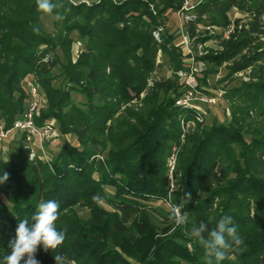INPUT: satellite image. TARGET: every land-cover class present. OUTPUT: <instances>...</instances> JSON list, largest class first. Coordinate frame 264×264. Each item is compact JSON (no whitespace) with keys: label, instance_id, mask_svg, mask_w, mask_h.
Segmentation results:
<instances>
[{"label":"trees","instance_id":"obj_1","mask_svg":"<svg viewBox=\"0 0 264 264\" xmlns=\"http://www.w3.org/2000/svg\"><path fill=\"white\" fill-rule=\"evenodd\" d=\"M90 1L51 0L53 12L44 13L38 0H0V121L10 128L21 118L30 80L44 99L35 123L54 119L76 142H64L45 161L28 157L21 136L17 159L0 158V172L9 173L0 184V259L10 253L19 221L55 199L65 240L51 251L38 246L41 264H56L57 255L62 264H206L208 252L192 230L203 223L211 231L225 217L244 244L229 241L225 259L213 257V264H264V0H201L183 11L191 40L200 25L221 30L198 38L220 48L201 58L209 64L204 78L224 64L227 79L251 69L249 80L222 96L227 121L208 127L193 109L176 106L184 89L177 72L185 68L173 35L165 29L154 37L166 11H181L183 0ZM234 10L243 18L232 20ZM48 16L57 17L54 35L43 27ZM72 33L84 43L75 61ZM159 52L171 69L164 80L153 77ZM73 92L83 102L75 103ZM134 100L140 109H130ZM189 122L195 130L186 129ZM171 148L176 167L169 175ZM175 205L186 215L182 225Z\"/></svg>","mask_w":264,"mask_h":264},{"label":"rangeland","instance_id":"obj_2","mask_svg":"<svg viewBox=\"0 0 264 264\" xmlns=\"http://www.w3.org/2000/svg\"><path fill=\"white\" fill-rule=\"evenodd\" d=\"M77 1L85 2L87 4L92 3L90 0H77ZM188 1H189V3H191V4L194 3V5H195V4H198L201 0H188ZM183 3H184V0H183ZM186 13L187 12H183L180 10L179 11H166V15L164 17V25H163L164 28L162 27V30L164 32L166 29L167 32H170L173 35V43L175 44V46L179 47L182 51L183 65H184L185 69L184 70L181 69L178 72L188 71L189 65L190 66H192L194 64L196 65L197 63H201L203 65L204 71H205L209 64L207 61L202 60L201 58L203 56H205L206 54H211V55L215 54V52L220 50V48L218 46L217 41L214 39H210L204 43H201L198 40V38H202L206 35H208V36L214 35L215 33H218L221 30L216 28V27L210 28L207 26L200 25L199 27H197V29L195 31L197 33L196 36L194 37V39L191 40L186 33V26H187V24H186V22H187ZM229 16L232 20H234L236 18H243L244 15L242 13L234 10V11L230 12ZM42 23H43V27L47 33H49L51 35L56 34L57 17H55V16L44 17L42 19ZM231 26H233V25H231ZM233 29H234V26H233ZM71 37L74 40L73 45H72V53H73V60L75 61L78 58L79 54H81V52L83 51L84 43H83V41H81L79 36H77L76 33H72ZM56 53L58 55H61L59 50H57ZM198 58L201 60H198ZM61 59H63L62 56H61ZM216 69H215V71H216L215 73H210L207 76L205 75V78L203 76V73H204V71H203L201 77L198 78V81L201 79L203 80L202 83L199 81V84H200L202 91L205 94H209V95L213 96L215 93H219V91H222L223 93H225V91L227 89L232 88L234 86H237L239 80H241V79L244 81H246L247 79L249 80L248 76L251 72V69L248 68L247 72H244V74L243 73H236L227 79L226 77H227L228 70H227V67L225 64L217 67ZM52 73L57 76L59 73V69H54L52 71ZM170 75H171V69L169 67L168 59L162 52H159L158 58L156 60V71H155L153 77L154 78L156 77L157 79L164 80V79L168 78ZM29 82H32V81L29 80ZM26 83H27V81H26ZM26 83H24V86H27ZM53 83H54V85H58L59 83H61V79L56 78L53 81ZM64 83L65 82L62 81V86L64 87V89H66L67 87L65 86ZM142 96H143V94L141 95V97ZM71 97L75 103L79 104V103L83 102V98L75 92L71 93ZM141 97H140V99H142ZM41 98L43 99V97H41ZM43 102H44V99H43ZM137 103H138L137 100L132 101L129 105L130 109H140V106L137 105ZM227 108H228L227 104L224 102L223 97L220 98V100L214 105L209 104V105H205L204 107H201L200 111L202 112L201 113L202 114V120L204 123L203 126L208 127L214 123L217 124V123L226 122L227 118L229 117V111ZM0 122L2 124H4V122H2V121H0ZM257 122H258L257 125H259L260 121H257ZM41 125L42 126L47 125L50 128H52L53 130H56L58 132L57 138L47 142L44 145V151L47 155V160H52L53 157L55 155H57V152L61 149L64 142H68V143L70 142L71 144L76 145L74 137L69 136V135L66 136V135L60 134V132L58 130L59 125L54 119L46 120ZM4 126H5V124H4ZM195 128L196 127L191 122H189L188 125L186 126V129H189V131H193V130H195ZM20 137L21 136L19 134H16L9 141H8V139L6 141H0V148L5 150L7 145L11 144L14 140L19 141ZM246 138L249 139V136L246 135ZM16 143H15V146H16ZM28 146H30V145H28ZM31 147L35 148V145L32 143ZM173 148H171L170 153L167 157V161H166V168L169 172V175H171V173L173 172V170H175V167H176V157H175V153L172 151ZM10 154H11V151L9 153H6V151L3 152L2 150H0V158L1 159L4 158V160H9V157H12L13 159H17V155L12 156ZM104 191H105L107 196H113V194H114V190L110 187H105ZM101 205L104 206L106 209H110V206L104 202H101ZM154 206L157 209H159V210L161 209V210H164L166 212L171 210L170 206L167 203H159V204H155ZM149 211L153 217V220L156 223L157 222H158V224L163 223L164 218L157 212V210H149Z\"/></svg>","mask_w":264,"mask_h":264},{"label":"clouds","instance_id":"obj_3","mask_svg":"<svg viewBox=\"0 0 264 264\" xmlns=\"http://www.w3.org/2000/svg\"><path fill=\"white\" fill-rule=\"evenodd\" d=\"M37 8L44 13H52L54 5L51 0H38ZM34 30L38 31V29ZM8 179L9 173L0 172V184ZM58 209V202L49 199L39 203L35 213L28 219L20 220L10 242L11 251L0 259V264H21L22 260L23 264H41L35 256L38 246H42L45 251L57 249L65 240L64 232L59 231L55 223L58 219ZM181 209L182 205L174 206L173 218L177 225L184 224L187 219ZM206 231L208 235L205 237L202 233ZM192 232L208 252L206 264H213V257L216 261H223L226 250L231 248L232 243L237 246L244 244V240L237 234V227L231 217L220 219L211 231H208L207 224L202 223ZM54 259L56 264H62V256L57 255Z\"/></svg>","mask_w":264,"mask_h":264},{"label":"built area","instance_id":"obj_4","mask_svg":"<svg viewBox=\"0 0 264 264\" xmlns=\"http://www.w3.org/2000/svg\"><path fill=\"white\" fill-rule=\"evenodd\" d=\"M194 7V3L191 4L188 0H184L181 11L192 10ZM188 19L187 17L186 20ZM232 31L233 26H230L223 32V37L227 39ZM161 32L162 28L155 30L154 37L159 39ZM203 71V65L197 63L196 65H189L188 71H180L177 73L179 82L183 84L184 89L182 95L176 100V106L182 109H193L196 111L197 120L200 122H202L201 107L209 104H216L224 94L222 91H219V93H215L212 96L202 91L198 78L201 77ZM27 87L29 90L27 109L21 118L17 119L10 128H6L4 124L0 122V141H6L7 139L9 141L16 134L24 136V148L28 150V157L30 159L38 157L39 159L48 161L44 151V145L57 138L58 132L47 125L38 126L35 123V118L38 117L42 106V98L39 95L36 84L27 82ZM32 143L35 145V148L31 147Z\"/></svg>","mask_w":264,"mask_h":264},{"label":"crops","instance_id":"obj_5","mask_svg":"<svg viewBox=\"0 0 264 264\" xmlns=\"http://www.w3.org/2000/svg\"><path fill=\"white\" fill-rule=\"evenodd\" d=\"M15 143H16V146H15ZM0 150H2L3 152L6 151V153H9L11 151V154L10 155H12V156H16L17 155L18 156L19 155L18 141H15L14 140L11 144H9V145L6 146L5 150H3L2 148H0ZM10 158H12V157H9V159ZM2 159H4V158H2Z\"/></svg>","mask_w":264,"mask_h":264}]
</instances>
